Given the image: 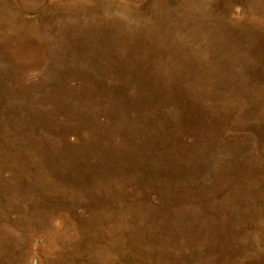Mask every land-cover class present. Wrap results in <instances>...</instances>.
Returning <instances> with one entry per match:
<instances>
[{
  "label": "rangeland",
  "instance_id": "374dc122",
  "mask_svg": "<svg viewBox=\"0 0 264 264\" xmlns=\"http://www.w3.org/2000/svg\"><path fill=\"white\" fill-rule=\"evenodd\" d=\"M0 264H264V0H0Z\"/></svg>",
  "mask_w": 264,
  "mask_h": 264
}]
</instances>
